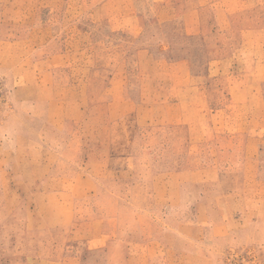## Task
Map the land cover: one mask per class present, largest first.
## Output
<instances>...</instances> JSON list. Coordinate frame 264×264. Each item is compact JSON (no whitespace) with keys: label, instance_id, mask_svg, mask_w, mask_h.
<instances>
[{"label":"rangeland","instance_id":"obj_1","mask_svg":"<svg viewBox=\"0 0 264 264\" xmlns=\"http://www.w3.org/2000/svg\"><path fill=\"white\" fill-rule=\"evenodd\" d=\"M0 264H264V0H0Z\"/></svg>","mask_w":264,"mask_h":264}]
</instances>
